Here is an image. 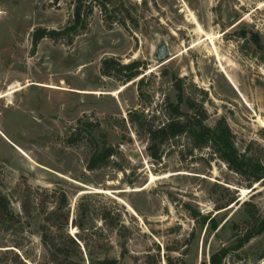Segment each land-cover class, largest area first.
Segmentation results:
<instances>
[{
	"label": "rangeland",
	"instance_id": "1",
	"mask_svg": "<svg viewBox=\"0 0 264 264\" xmlns=\"http://www.w3.org/2000/svg\"><path fill=\"white\" fill-rule=\"evenodd\" d=\"M73 4L0 0V96L15 91L0 98V264H264V230L239 244L264 213V0H95L86 28L33 46ZM105 57L138 72L104 74ZM178 90L185 112L226 121L258 179L187 132L150 154Z\"/></svg>",
	"mask_w": 264,
	"mask_h": 264
},
{
	"label": "trees",
	"instance_id": "2",
	"mask_svg": "<svg viewBox=\"0 0 264 264\" xmlns=\"http://www.w3.org/2000/svg\"><path fill=\"white\" fill-rule=\"evenodd\" d=\"M95 0H74L72 19L62 28H47L44 26H38L32 31V45L36 46L37 42L44 36L49 35L51 37H58L62 35L71 36L79 29L86 28L88 23V17L92 12ZM71 38V37H70ZM120 66L124 71V79L128 80L135 76L138 72V60H131L125 63H119L114 58L105 57L101 60V72L109 74L111 69L115 65ZM178 101L176 103H170L174 109L175 115L169 117L162 125L149 127V143L148 150L152 156H158V145L165 139L176 134L187 132L191 135L195 144L203 145L208 144L212 146L219 156L224 159L228 166L240 173H246L251 171L255 179H258L261 167L258 163L252 162L250 159L237 152L234 143L231 139V132L228 124L224 119H220L215 125L207 124L203 116L195 113L185 112L180 108L179 100H181V92H177ZM112 147L109 145L103 146L100 150L93 152L89 159L87 166L89 168L96 167L105 162V160L112 153ZM260 174V175H259ZM264 230V213L259 220L257 226L248 232H246L241 238L239 244H242L254 234ZM45 238V237H44ZM54 259V260H53ZM56 258H52L55 261ZM64 264H85L84 262L76 259H69ZM87 264H139V263H125L117 260L114 257H99L90 258ZM180 264H191L188 262H181ZM205 264V262H203ZM209 264H221L219 258L215 253H212L209 257Z\"/></svg>",
	"mask_w": 264,
	"mask_h": 264
},
{
	"label": "bare ground",
	"instance_id": "3",
	"mask_svg": "<svg viewBox=\"0 0 264 264\" xmlns=\"http://www.w3.org/2000/svg\"><path fill=\"white\" fill-rule=\"evenodd\" d=\"M16 91H18V90H16ZM12 93H15V91H11V92L5 93L4 95L0 96V98L5 97V96L9 97Z\"/></svg>",
	"mask_w": 264,
	"mask_h": 264
}]
</instances>
